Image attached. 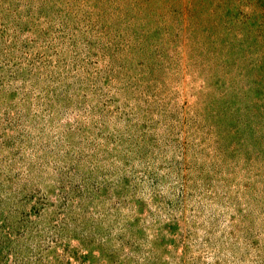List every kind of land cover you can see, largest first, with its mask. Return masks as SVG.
I'll return each instance as SVG.
<instances>
[{
  "label": "rangeland",
  "instance_id": "1",
  "mask_svg": "<svg viewBox=\"0 0 264 264\" xmlns=\"http://www.w3.org/2000/svg\"><path fill=\"white\" fill-rule=\"evenodd\" d=\"M0 264H264V0H0Z\"/></svg>",
  "mask_w": 264,
  "mask_h": 264
}]
</instances>
